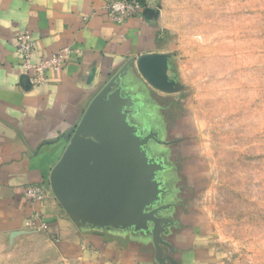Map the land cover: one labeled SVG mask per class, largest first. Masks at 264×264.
Segmentation results:
<instances>
[{"label":"crops","instance_id":"obj_1","mask_svg":"<svg viewBox=\"0 0 264 264\" xmlns=\"http://www.w3.org/2000/svg\"><path fill=\"white\" fill-rule=\"evenodd\" d=\"M107 4L0 0V236L40 228L69 264H239L204 242L153 167L147 80L174 52L161 9L117 23ZM26 33L35 60L64 52L41 84L22 68Z\"/></svg>","mask_w":264,"mask_h":264},{"label":"rangeland","instance_id":"obj_2","mask_svg":"<svg viewBox=\"0 0 264 264\" xmlns=\"http://www.w3.org/2000/svg\"><path fill=\"white\" fill-rule=\"evenodd\" d=\"M140 1L161 9L174 40L147 80L157 178L205 243L264 264V0ZM28 230L0 236V264H69Z\"/></svg>","mask_w":264,"mask_h":264},{"label":"built area","instance_id":"obj_3","mask_svg":"<svg viewBox=\"0 0 264 264\" xmlns=\"http://www.w3.org/2000/svg\"><path fill=\"white\" fill-rule=\"evenodd\" d=\"M107 8L111 19L120 23L127 17L140 16L145 5L140 0H108ZM19 49L22 54V68L32 74L35 84L46 81V72L53 69L59 72L64 65V52L53 54L49 60L37 61L34 59L35 44L30 34L26 33L19 38ZM26 198L32 203H42L46 193L42 185H30L26 189ZM45 224L42 223V226Z\"/></svg>","mask_w":264,"mask_h":264}]
</instances>
